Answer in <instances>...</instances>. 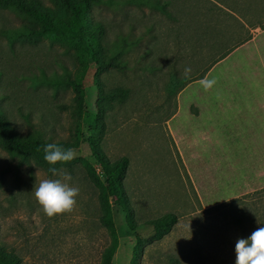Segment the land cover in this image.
Listing matches in <instances>:
<instances>
[{"label": "rangeland", "instance_id": "1", "mask_svg": "<svg viewBox=\"0 0 264 264\" xmlns=\"http://www.w3.org/2000/svg\"><path fill=\"white\" fill-rule=\"evenodd\" d=\"M87 16L106 28V58L123 50V68L90 64L71 167L49 175L0 147V243L20 264H100L110 237L92 180L102 175L90 146L98 80L104 92L129 90L105 111L98 145L110 161L129 159L124 188L135 228L113 203V264H235L237 239L254 231L236 224L240 201L264 200V0H101ZM31 24L0 7V111L20 136L68 141L75 94L40 79L74 78L79 62L63 45L12 35ZM202 78L216 84L205 91ZM43 179L78 189L71 209L44 213L34 196ZM167 213L177 222L157 238L144 224Z\"/></svg>", "mask_w": 264, "mask_h": 264}, {"label": "trees", "instance_id": "2", "mask_svg": "<svg viewBox=\"0 0 264 264\" xmlns=\"http://www.w3.org/2000/svg\"><path fill=\"white\" fill-rule=\"evenodd\" d=\"M57 6V11H53L44 6L40 0H0V7L9 9L23 16L33 26H23L12 32L13 36L28 39L45 38L53 43L63 45L75 51L79 62L74 78L66 77H47L43 75L40 82L48 85L64 86L71 88L74 92L72 99L71 114L73 118L75 133L68 141H58L55 144L65 148H72L74 152L79 148L82 138V119L85 112L86 89L85 80L90 69V64L94 63L99 70H108L115 67L123 68L120 57L123 50L119 53L113 52L111 56L105 57L104 52L107 45V35L105 26L95 17L87 15L95 4L101 0H52ZM162 12L169 15L165 5L161 6ZM106 46V47H105ZM112 53V52H111ZM99 91L98 112L92 124L93 135L90 137L91 149L94 157L102 168V175L93 173V183L97 188V200L99 206V222L108 231L110 241L101 254L100 264H113L114 256L118 249V234L115 229V217L113 214V203L123 207L128 224L134 227L133 211L128 204L127 195L124 188L129 167V159L122 157L116 161H110L99 149L102 138L105 134V111L113 101L123 102L128 98L129 90L116 88L108 92L96 80ZM47 143L41 138L34 136L23 137L13 132L9 127L4 115L0 111V147L8 153L25 159L33 160L38 166L42 167L49 175V164L43 159V146ZM72 160L67 162H57L54 167L56 172L66 166L71 167ZM240 212L236 219V224L240 226L243 234L250 228L254 230L264 225V200L261 198L253 199L251 204L240 201ZM177 217L173 213L148 221L144 225L150 226L157 238L168 234ZM142 250L137 248L135 256L141 255ZM0 264H20V259L14 253L0 243Z\"/></svg>", "mask_w": 264, "mask_h": 264}, {"label": "clouds", "instance_id": "3", "mask_svg": "<svg viewBox=\"0 0 264 264\" xmlns=\"http://www.w3.org/2000/svg\"><path fill=\"white\" fill-rule=\"evenodd\" d=\"M190 72L185 69V75ZM200 86L205 90L213 88L216 80L202 78ZM43 159L49 164L48 171L55 175L57 162H67L73 159L72 148H65L55 143L43 146ZM78 193L76 187H70L60 179L40 180L34 189V196L42 210L49 217L71 209ZM235 264H264V225L256 228L247 238H239L235 243Z\"/></svg>", "mask_w": 264, "mask_h": 264}]
</instances>
